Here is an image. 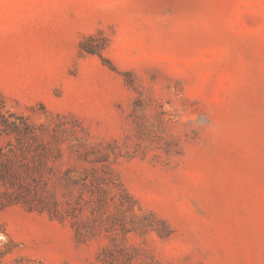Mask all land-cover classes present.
<instances>
[{
	"label": "rangeland",
	"instance_id": "1",
	"mask_svg": "<svg viewBox=\"0 0 264 264\" xmlns=\"http://www.w3.org/2000/svg\"><path fill=\"white\" fill-rule=\"evenodd\" d=\"M0 92L116 143L113 170L173 229L140 243L149 264H264V0H0ZM103 243L0 208V264H100Z\"/></svg>",
	"mask_w": 264,
	"mask_h": 264
},
{
	"label": "trees",
	"instance_id": "2",
	"mask_svg": "<svg viewBox=\"0 0 264 264\" xmlns=\"http://www.w3.org/2000/svg\"><path fill=\"white\" fill-rule=\"evenodd\" d=\"M0 137V208L18 204L66 221L77 242L103 239L100 264H149L153 256L140 243L151 232L171 236L170 224L144 209L113 170L116 143H92L75 115L34 121L0 92Z\"/></svg>",
	"mask_w": 264,
	"mask_h": 264
}]
</instances>
